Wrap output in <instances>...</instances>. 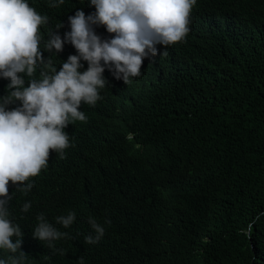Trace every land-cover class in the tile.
<instances>
[{
    "label": "trees",
    "instance_id": "16d2710c",
    "mask_svg": "<svg viewBox=\"0 0 264 264\" xmlns=\"http://www.w3.org/2000/svg\"><path fill=\"white\" fill-rule=\"evenodd\" d=\"M28 2L49 17L40 47L59 71L74 46L48 52L49 33L63 39L69 16L95 7L90 0L58 8L49 6L54 0ZM195 12L209 29L201 46L176 45L129 85L100 89L87 121L64 129L71 145L64 158L50 150L31 191L16 192L10 213L23 225L22 250L36 253L24 264H264V0H200ZM45 70L38 65L33 78ZM9 83L0 77V97ZM8 188L18 190L11 181ZM69 212L74 224L56 223ZM40 214L69 234L55 245L64 255H46L56 251L33 238ZM89 217L105 228L91 245L84 242L95 236ZM8 255L0 250V259Z\"/></svg>",
    "mask_w": 264,
    "mask_h": 264
},
{
    "label": "clouds",
    "instance_id": "9594fccd",
    "mask_svg": "<svg viewBox=\"0 0 264 264\" xmlns=\"http://www.w3.org/2000/svg\"><path fill=\"white\" fill-rule=\"evenodd\" d=\"M199 1L90 0L95 12L86 16L83 10H77L69 16L71 30L63 39L54 31L48 35L43 47L48 52L63 51L66 42L74 46L57 71L50 59L45 62L40 47V27L48 23L49 17L38 13L28 0H0V77L10 78L8 94L0 97V250L9 253L0 264H24L36 254L26 256L22 250L23 225L10 213L16 192L26 195L31 191V178L48 167L50 150L64 158L65 149L71 146L64 129L75 121H87L89 110L102 99L100 89L103 94L111 82L129 85L144 74L146 62L166 57L176 45L201 46L209 29L195 12ZM63 3L54 0L49 6L58 8ZM94 25H99L100 36ZM62 26L60 23L56 28ZM38 65H45L47 70L35 79ZM24 76L29 78L27 86ZM16 101L21 102L20 106L8 110L7 106ZM126 138L132 140L134 135L129 133ZM9 181L18 190L9 189ZM30 207L31 203L26 202L22 211ZM55 219L68 228L74 224L76 214L69 212ZM37 220L32 236L40 241L39 247L53 248L56 255L50 251L46 254L49 256L64 255L55 245L69 234L59 231L43 214ZM87 222L95 236H86L84 242L96 244L105 228L93 217ZM83 227L84 217L76 223L79 234ZM251 228L249 224L246 235H250Z\"/></svg>",
    "mask_w": 264,
    "mask_h": 264
}]
</instances>
